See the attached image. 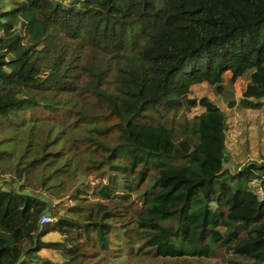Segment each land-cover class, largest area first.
Masks as SVG:
<instances>
[{"label":"trees","instance_id":"obj_1","mask_svg":"<svg viewBox=\"0 0 264 264\" xmlns=\"http://www.w3.org/2000/svg\"><path fill=\"white\" fill-rule=\"evenodd\" d=\"M226 73L248 75L240 103L260 109L264 0H11L0 13V264H264V199L251 186L264 192V161L228 171L226 114L190 97L203 83L227 96ZM91 178L93 190L79 184Z\"/></svg>","mask_w":264,"mask_h":264},{"label":"rangeland","instance_id":"obj_2","mask_svg":"<svg viewBox=\"0 0 264 264\" xmlns=\"http://www.w3.org/2000/svg\"><path fill=\"white\" fill-rule=\"evenodd\" d=\"M11 8V0H0V13L5 12ZM223 84L225 86L227 96H216L212 88L206 83L195 85L191 87L190 97L193 98H208L213 104L219 107L227 117V131L225 136L226 147V163L225 168L231 173H235L242 166H246L251 162L264 161V98L262 99V107L259 109H252L243 107L240 103L242 91L248 83V75L241 79L230 83L231 74L226 73L223 76ZM234 102L233 107H229V102ZM200 108L193 109L190 116L199 114ZM187 162H185V165ZM9 178L5 176L0 178V186L5 188L3 183H9ZM84 184H89L90 187H95L99 181L91 178L88 180H80ZM105 183V180L103 181ZM7 186V184H6ZM12 186V185H9ZM13 186L16 187L15 184ZM36 195V194H35ZM49 208L56 209L59 214L63 213L67 208L68 203H59L56 201H47ZM51 217V216H50ZM224 232V229H220ZM137 247L142 245V242L137 238ZM59 235H49L44 238L46 242L58 241ZM42 257H45L53 262H61L60 255L53 250H42L40 252ZM215 261H222L221 256L216 255L210 259L203 258H183V259H153L146 256H126L121 255L114 260L92 261L95 264H216Z\"/></svg>","mask_w":264,"mask_h":264},{"label":"built area","instance_id":"obj_3","mask_svg":"<svg viewBox=\"0 0 264 264\" xmlns=\"http://www.w3.org/2000/svg\"><path fill=\"white\" fill-rule=\"evenodd\" d=\"M251 186L257 190V193H258V196H259V199H264V192L262 190V188L260 187V185L257 183V182H252L251 183ZM51 217L49 215H43L40 220H39V225L42 226V225H45L49 222H51Z\"/></svg>","mask_w":264,"mask_h":264}]
</instances>
